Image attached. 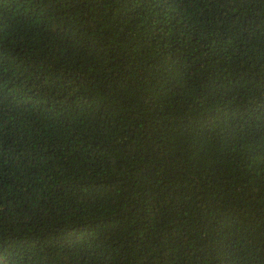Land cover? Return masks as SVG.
<instances>
[{
    "label": "trees",
    "instance_id": "16d2710c",
    "mask_svg": "<svg viewBox=\"0 0 264 264\" xmlns=\"http://www.w3.org/2000/svg\"><path fill=\"white\" fill-rule=\"evenodd\" d=\"M0 264H264V0H0Z\"/></svg>",
    "mask_w": 264,
    "mask_h": 264
}]
</instances>
